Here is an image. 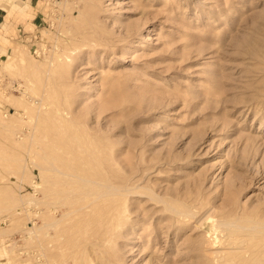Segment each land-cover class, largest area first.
<instances>
[{
    "label": "rangeland",
    "instance_id": "1",
    "mask_svg": "<svg viewBox=\"0 0 264 264\" xmlns=\"http://www.w3.org/2000/svg\"><path fill=\"white\" fill-rule=\"evenodd\" d=\"M0 7V264H264V0Z\"/></svg>",
    "mask_w": 264,
    "mask_h": 264
},
{
    "label": "bare ground",
    "instance_id": "2",
    "mask_svg": "<svg viewBox=\"0 0 264 264\" xmlns=\"http://www.w3.org/2000/svg\"><path fill=\"white\" fill-rule=\"evenodd\" d=\"M64 109V108H63ZM60 112V111H59ZM61 113V115H62V113L63 112H60ZM64 113H65V110H64ZM58 115H60V114H58ZM61 117V116H60ZM43 168H41V170H42ZM55 169V168H54ZM44 171H49V167H45L44 166V169H43ZM59 172H61V173H64V170H62L61 168H59ZM52 171H50V173H51ZM54 172V171H53ZM55 173H56V171H55ZM55 173H52V176H55V175H53V174H55ZM54 178V177H53ZM49 181V180H48ZM52 181H50V183H51ZM92 184V183H91ZM33 186L35 187V188H38V186H37V182H36V180L33 182ZM93 187V186H92ZM115 189V188H114ZM127 189V188H126ZM61 190V189H60ZM133 190H134V188H133ZM136 190V189H135ZM134 190V191H135ZM130 192H132L131 190H129ZM134 191H133V193H134ZM60 192H62V190L60 191ZM63 194V193H62ZM100 194V193H99ZM119 193L118 192H111V191H109V192H106L105 193V195H104V197L106 198L105 200L103 199L102 201L101 200H99V201H101V203L102 204H104V206H106V205H110L112 202H114V197L116 196V195H118ZM114 196V197H109V198H107V196ZM120 196V195H119ZM59 197V196H58ZM118 197V196H117ZM60 198H62V196L60 197ZM96 198L95 197H92V198H89L88 199V197L86 198V200H85V204H86V206H89V207H92V206H94L96 203H97V200H95ZM61 200V199H60ZM61 201H63V200H61ZM60 201V202H61ZM119 200H117L116 199V201H115V203H113L114 204V206H113V204H112V206H113V208L112 209H110V211H109V214H110V216L108 217L109 218V221L107 222V224L109 223V225L112 227V225L113 224H115V221L113 222V224L112 223H110L111 222V220L112 219H114V218H116V217H118L119 215H121V213L124 211V206H121L120 204H118L117 202H118ZM123 202V201H122ZM74 203V202H73ZM100 203V202H99ZM160 203V202H159ZM65 206V205H64ZM101 206V205H100ZM100 206H98V208H100ZM103 206V207H104ZM164 206V205H163ZM173 206V205H172ZM172 206H171V208H172ZM126 207V206H125ZM168 207V206H167ZM60 208V207H59ZM169 208V207H168ZM170 208V209H171ZM173 208H174V206H173ZM58 209V208H57ZM61 209V208H60ZM103 208H101V210H102ZM164 209V208H163ZM54 210H56V208L54 209ZM62 210V209H61ZM79 210V209H78ZM100 210V211H101ZM179 210H181V209H179ZM59 211V210H58ZM64 211V210H63ZM73 211V210H72ZM106 211H108V210H106ZM173 211V210H172ZM83 212L84 211H80V215H81V213H82V217H83ZM97 212H98V210H97ZM102 212H104V211H102ZM90 213V212H89ZM95 213H96V210H95ZM165 213V212H164ZM163 213V214H164ZM179 214H178V218H177V222L179 221V224L180 223H182V225L181 226H177V228H176V230L177 229H182L183 230V227H184V225H185V223L188 221V219L190 218L189 217V214H191L190 213V211L187 209V208H184V210H182V211H179L178 212ZM102 214V213H101ZM100 214V215H101ZM107 215H108V213H106ZM172 214V213H171ZM171 214H167V215H170L171 216ZM174 214H177V213H174ZM54 215V214H53ZM63 215H64V213H63ZM66 215V214H65ZM96 215V214H95ZM47 216H49V215H47ZM55 216V215H54ZM54 216H53V218H54ZM86 216V215H85ZM98 216V215H97ZM175 216V215H174ZM81 217V218H82ZM87 217V216H86ZM104 217H106V216H104ZM176 217V216H175ZM50 218H51V214H50ZM52 218V219H53ZM85 218V217H84ZM100 219H99V221L100 220H103V218H101V217H99ZM171 218H172V220H174L173 219V215L171 216ZM48 219H49V217H48ZM51 219V220H52ZM56 218H54V220H55ZM87 219H88V217H87ZM122 219V218H121ZM121 219H119V220H121ZM139 219V218H138ZM168 219V218H167ZM176 219V218H175ZM94 220V219H93ZM92 220V221H93ZM105 220V219H104ZM108 220V219H107ZM118 220V219H117ZM136 220V219H135ZM169 220V222H170V218L168 219ZM139 221V220H138ZM96 223H98L97 221H95ZM136 222H137V220H136ZM55 223V222H54ZM82 223V222H81ZM85 223V222H84ZM101 223V222H100ZM100 223H98V225H102V223L100 224ZM176 222H175V220H174V223L173 222H171V224H172V226H174V224H175ZM53 223H48V220H47V225H52ZM76 224H78V223H76ZM107 224H105V225H107ZM131 225H132V223H130ZM129 224V225H130ZM135 224V223H134ZM87 225V224H86ZM103 225H104V223H103ZM102 225V226H103ZM108 225V226H109ZM130 225V226H131ZM135 225H137V224H135ZM169 225H170V223H169ZM78 226V225H77ZM101 226V227H102ZM75 227H76V225H75ZM98 227V226H97ZM101 227H99L98 229H101ZM114 227V226H113ZM175 227V226H174ZM173 227V228H174ZM72 228V227H71ZM79 228H80V223H79ZM95 228H96V226H95ZM103 228V227H102ZM131 228V227H130ZM171 228V227H170ZM90 229H91V227H90ZM116 229V228H115ZM172 229V228H171ZM219 229V228H218ZM61 230V229H60ZM67 230V229H66ZM95 230V229H94ZM111 230V229H110ZM132 230H134V229H132ZM185 230V229H184ZM51 231H53L52 229H51ZM50 230L48 231L47 230V233L49 234V235H52V232H51ZM82 231H83V229L81 230V233H82ZM100 231V230H99ZM106 231H108V230H106ZM112 231V230H111ZM59 232V231H58ZM93 232H95V231H93ZM104 232V231H103ZM166 232H168V231H166ZM89 233H92V231L91 232H89ZM99 232H97V234H98ZM106 232H104V234H105ZM111 233V232H110ZM127 233V232H126ZM130 233V232H129ZM134 233V232H133ZM177 233H179V232H177ZM54 234H56V232L54 233ZM96 234V233H95ZM101 234V233H100ZM104 234H102V235H104ZM154 234V233H153ZM164 234V233H163ZM167 234V233H166ZM73 235H74V233H73ZM91 235V236H90ZM89 236L90 237H92V235L93 234H90ZM232 235V234H231ZM70 236V235H69ZM80 236H81V234H80ZM95 236V235H94ZM101 236V235H100ZM219 236V235H218ZM218 236L217 235H215V236H213L211 239H209V242H208V245H210V247H215L216 245H218V243H221L222 244V241L221 240H219L218 239ZM230 236V235H229ZM57 237V236H56ZM71 237H74V236H71ZM87 237H88V235H87ZM90 237H88L89 239H90ZM98 237V236H97ZM122 237V236H121ZM160 237H161V232H157V238L158 239H160ZM231 237H233V236H231ZM235 237V236H234ZM79 238V235H78V237H77V239ZM83 238H86L85 236L83 237ZM103 238H104V236H103ZM127 238H128V236H127ZM51 239H52V237H51ZM126 239V238H125ZM236 239L237 238H232V244L234 243L235 244V242H236ZM50 240V239H49ZM92 240V239H91ZM93 240H94V238H93ZM106 240H108V239H106ZM109 240H110V238H109ZM113 240V239H112ZM86 241H87V239H86ZM96 241V240H95ZM89 242V241H88ZM92 242V241H91ZM229 242V241H228ZM224 243V242H223ZM227 243V242H226ZM53 244V243H52ZM79 244V243H78ZM229 245V244H228ZM230 246V245H229ZM228 246V247H229ZM81 247V246H80ZM121 247H123L122 245H121ZM219 247V246H218ZM225 248H226V246H225ZM61 249V248H60ZM79 249V248H78ZM228 249H230V248H228ZM227 248H226V250H228ZM63 250V249H62ZM62 250H60V251H62ZM64 250H66L65 248H64ZM209 250V249H208ZM224 250V249H223ZM62 252H64V251H62ZM79 252V251H78ZM52 253V252H51ZM108 253V252H107ZM125 253V252H124ZM110 254V253H109ZM50 255V254H49ZM54 255V254H53ZM65 255V254H64ZM63 255V256H64ZM85 255V254H84ZM152 255V254H151ZM62 256V255H61ZM72 256V255H71ZM225 256V254L223 253V254H219V253H215V255L213 254V260H215L216 259V257H217V259H219V258H221V257H224ZM66 257V256H65ZM85 257V256H84ZM83 257V258H84ZM53 258V257H52ZM78 258H80V257H78ZM159 258V257H158ZM54 259V258H53ZM111 259V258H110ZM117 259V258H116ZM112 260H113V258H112ZM184 260H185V258H184ZM230 260H231V262H230V264H236V262H237V260L235 259V257H234V255H232V258H230ZM53 261V260H52ZM69 261V260H68ZM76 261V260H75ZM160 261V260H159ZM86 262V261H85ZM108 262V261H107ZM161 262V261H160ZM87 263H90V260H89V262H87ZM61 264V263H60ZM64 264H68V263H66V262H64ZM113 264V263H112ZM121 264V263H120ZM220 264H222V263H220Z\"/></svg>",
    "mask_w": 264,
    "mask_h": 264
},
{
    "label": "crops",
    "instance_id": "3",
    "mask_svg": "<svg viewBox=\"0 0 264 264\" xmlns=\"http://www.w3.org/2000/svg\"><path fill=\"white\" fill-rule=\"evenodd\" d=\"M3 14L4 12L2 11V8L0 7V21H1V18L3 17Z\"/></svg>",
    "mask_w": 264,
    "mask_h": 264
}]
</instances>
